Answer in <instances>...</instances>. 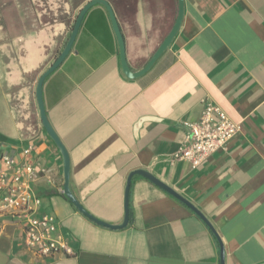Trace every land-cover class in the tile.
I'll return each instance as SVG.
<instances>
[{
    "label": "crops",
    "instance_id": "1",
    "mask_svg": "<svg viewBox=\"0 0 264 264\" xmlns=\"http://www.w3.org/2000/svg\"><path fill=\"white\" fill-rule=\"evenodd\" d=\"M88 1L0 0V153L42 164L31 183L42 199L37 214L54 215L74 251L37 256L25 245L22 220L7 215L0 264H221L218 237L225 264H264V0H184L172 43L132 79L122 69L110 11L97 3L43 85L49 122L69 152L70 189L86 210L120 225L128 175L144 169L187 198L214 230L137 173L130 220L120 229L96 223L64 193L62 152L43 126L36 87ZM107 1L126 59L139 71L174 27L179 0ZM206 101L239 131L193 167L172 153L184 143L183 120L199 119Z\"/></svg>",
    "mask_w": 264,
    "mask_h": 264
},
{
    "label": "built area",
    "instance_id": "2",
    "mask_svg": "<svg viewBox=\"0 0 264 264\" xmlns=\"http://www.w3.org/2000/svg\"><path fill=\"white\" fill-rule=\"evenodd\" d=\"M186 127L184 143L172 153L178 161H188L193 167L201 165L210 155L227 148L239 131V125L230 120L226 112L217 104L204 102L200 118L183 120ZM32 148L24 149V155ZM45 170L39 162L23 161L9 152L0 153V225L4 216L10 215L22 220L25 245L42 258L56 254L74 253L58 231L54 215L37 209L42 199L32 188L37 171ZM1 227V226H0Z\"/></svg>",
    "mask_w": 264,
    "mask_h": 264
},
{
    "label": "water",
    "instance_id": "3",
    "mask_svg": "<svg viewBox=\"0 0 264 264\" xmlns=\"http://www.w3.org/2000/svg\"><path fill=\"white\" fill-rule=\"evenodd\" d=\"M97 3L105 4L107 9L110 11L112 24H113V27L115 28L117 38H118V43L120 45V60H122V69H123L125 76H127L128 78H131V79L135 78V77H139L140 75L146 73L148 71V69L164 53L166 48L172 43L173 38L175 37V35L177 34V32L180 29V26H181L180 24L182 22L184 10H185L184 0H179V6H178L179 12H178L176 21L174 23V27L171 29V31L168 33V35L164 38L161 46L152 55L148 64L143 69H141L139 71H134L133 69H131V67L128 63V60L126 59L125 43H124V39H123V36L121 33V29H120V26L118 25L114 10L111 9L108 1L107 0H90L80 8V13L77 16L76 21L73 25V30H72L67 42L65 43V48L62 50V52L59 54V56L53 61V63L49 66V68L40 75V77L38 78L39 81H38V84L36 87V96H37L39 111L41 112V120H42L43 126L48 131L49 135L54 139L56 145H58V147L60 148V150L62 152L63 161H64V178H65L64 193L67 195L68 198H70L72 200V202L79 209V211H81L82 213H84L85 215L90 217L96 223H98L102 226L105 225V226H109V227L114 228V229H120L121 227H125L130 220V209H129L130 193H131L130 188H131L132 178L137 173V174H141V175L147 177L149 180L153 181L155 184H157L159 187H161L163 190L167 191L168 193L170 192L177 199L182 201L185 205H187L188 207L193 209L202 219H204V221L206 223H208L213 228L212 223L209 222L207 217L204 214H202V212L197 207H195L187 198H184L180 193H178V191H175L171 186H168L166 183H164L162 180H160L157 176L149 173L148 171H146L144 169H136L135 171L131 172L128 175L129 177H128L127 184L125 187V192H124L125 193V200H124L125 216H124L123 221L120 223V225H113V224H110L104 220L102 221V220L98 219L91 212L86 210L82 206L80 201L77 199V197L72 193V191L70 189V178H69L70 167H71V161L69 160V152L67 151L65 145L62 144V142L60 141V139H59V137L55 131V129L52 127L51 123L49 122L47 112L45 111V105H44L43 85H44V82L46 80L45 78L52 71H54L58 66H60L63 63V60L71 51V49L73 47L72 44H73V42H74V40H75L79 30H80L81 22L85 16V14L88 12L87 10L89 8H91L92 6L96 5ZM213 230H214V228H213ZM218 240L220 241V246H221L220 247L221 264H225V261H226L225 247H224L222 239H220L218 237Z\"/></svg>",
    "mask_w": 264,
    "mask_h": 264
},
{
    "label": "rangeland",
    "instance_id": "4",
    "mask_svg": "<svg viewBox=\"0 0 264 264\" xmlns=\"http://www.w3.org/2000/svg\"><path fill=\"white\" fill-rule=\"evenodd\" d=\"M79 2V1H78Z\"/></svg>",
    "mask_w": 264,
    "mask_h": 264
}]
</instances>
